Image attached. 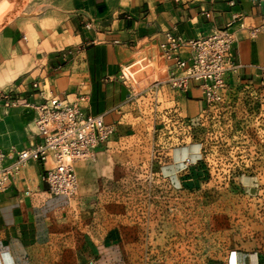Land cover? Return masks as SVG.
Returning <instances> with one entry per match:
<instances>
[{"label": "crops", "instance_id": "crops-1", "mask_svg": "<svg viewBox=\"0 0 264 264\" xmlns=\"http://www.w3.org/2000/svg\"><path fill=\"white\" fill-rule=\"evenodd\" d=\"M83 2L72 14L82 11L84 23L92 22L91 30L83 28L85 36L82 39L78 35L82 44L91 47H83L78 61L74 59L59 69L55 68L54 60L40 62V48H30L26 35L17 26L10 24L0 30V90L14 86L22 96L32 100L36 98L31 92L32 80L38 79L46 85L49 78V92L44 90L45 96L72 98L78 90L87 89L90 112L104 113L110 122L121 123L125 112L136 119L140 115L125 103L128 90L117 77L120 62L131 61L141 54L156 56V39L165 30L192 38L228 23L237 36L234 45L235 59L240 64L237 75L257 78L264 68V31L251 34L240 29L235 19L239 15L245 23L258 24L264 14V0H146V9L137 15L128 10L122 15L115 13V0ZM131 39L134 46L130 48L114 43V40ZM230 80L236 81L237 77L231 75ZM175 99L191 117L204 106L197 84L190 87L186 96L178 94ZM32 119L31 109L18 106L4 113L0 106V146L13 153L34 143L37 136ZM164 140L175 163L197 155V143L174 147L165 137ZM184 147L188 148L183 151ZM246 149L251 154L258 153L252 162H257L259 167L249 166L240 176L247 192H252L256 190L254 182L264 176V144L255 147L248 140ZM83 165L76 161L75 171ZM42 172V165L30 159L13 184L0 191V264L98 263L106 256L103 224L87 218L83 198L72 202L64 196L51 195L42 180ZM80 179L79 175L78 182ZM259 252L248 240L242 251L232 254V264L255 260L264 264V256Z\"/></svg>", "mask_w": 264, "mask_h": 264}, {"label": "rangeland", "instance_id": "rangeland-1", "mask_svg": "<svg viewBox=\"0 0 264 264\" xmlns=\"http://www.w3.org/2000/svg\"><path fill=\"white\" fill-rule=\"evenodd\" d=\"M115 1L117 14L146 9V0ZM80 4L83 0H0V30L17 26L30 48H40V62L54 60L62 67L91 47L78 38L85 36V17L72 11ZM50 83L47 78L46 92ZM147 119L125 112L96 158L77 161L84 164L76 169L81 179L65 198H83L87 218L103 224L106 256L96 264H229L248 240L264 256V176L252 192L240 180L247 169L243 162L235 161L236 172L228 176L230 162L217 156L227 152L224 142H206L214 152L208 162L175 163L163 130L149 127Z\"/></svg>", "mask_w": 264, "mask_h": 264}, {"label": "built area", "instance_id": "built-area-1", "mask_svg": "<svg viewBox=\"0 0 264 264\" xmlns=\"http://www.w3.org/2000/svg\"><path fill=\"white\" fill-rule=\"evenodd\" d=\"M235 19L240 29L251 34L264 31V14L258 24L245 23L239 15ZM83 28L91 30L92 22H85ZM236 41L230 23L192 38L165 30L156 39V56L141 54L131 61H121L117 76L128 90L125 103L140 116L148 117L149 127L163 130L165 139L173 146L199 145L198 157L185 160L208 162L214 152L208 151L207 141L228 145L227 152L217 156L230 162L227 169L230 177L236 172L235 161L240 160L248 168L252 158L258 156L257 152L247 151L248 140L255 147L264 144V68L257 78L238 76ZM114 43L125 48L134 46L132 39ZM60 67L57 64L55 68ZM231 75L237 80H230ZM193 84L199 87L204 106L191 117L183 112L175 96H186ZM44 90L45 82L38 79L31 82V92L36 95L32 100L22 96L14 86L0 90L4 113L18 106L33 111L37 136L34 143L13 153L0 146V191L9 188L26 162L33 159L43 167L42 180L47 191L68 198L78 187L75 162L94 160L98 146L115 133V125L105 119L104 113L88 110L87 89L78 90L72 98L45 96Z\"/></svg>", "mask_w": 264, "mask_h": 264}, {"label": "bare ground", "instance_id": "bare-ground-1", "mask_svg": "<svg viewBox=\"0 0 264 264\" xmlns=\"http://www.w3.org/2000/svg\"><path fill=\"white\" fill-rule=\"evenodd\" d=\"M195 144V143H194ZM198 153V152H197ZM196 154V153H195ZM198 157V155H195V158L194 159H192L191 157H188L189 159H190V161H193V160H195L196 158ZM255 262H256V260H255ZM254 261L253 262H251V263H255ZM249 263V262H248Z\"/></svg>", "mask_w": 264, "mask_h": 264}, {"label": "trees", "instance_id": "trees-1", "mask_svg": "<svg viewBox=\"0 0 264 264\" xmlns=\"http://www.w3.org/2000/svg\"><path fill=\"white\" fill-rule=\"evenodd\" d=\"M98 8L100 9L101 8V5H98Z\"/></svg>", "mask_w": 264, "mask_h": 264}]
</instances>
